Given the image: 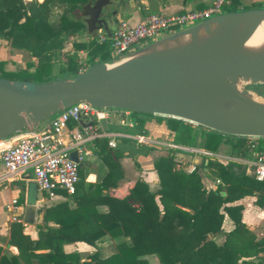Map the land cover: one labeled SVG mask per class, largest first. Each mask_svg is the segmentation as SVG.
Returning <instances> with one entry per match:
<instances>
[{"label":"trees","instance_id":"trees-1","mask_svg":"<svg viewBox=\"0 0 264 264\" xmlns=\"http://www.w3.org/2000/svg\"><path fill=\"white\" fill-rule=\"evenodd\" d=\"M109 2L0 0V43L28 57L15 71H4L5 61L1 60L0 77L46 82L64 75L73 76L82 65L85 69L93 63L106 61L108 41H98L95 35L86 36L82 42H73L75 50L84 51L83 59L69 55L64 48L68 37L81 33L87 25L84 18H72L70 14L76 10L83 15L88 10L94 14L91 17L96 19L92 25L95 26L99 17L111 14L104 10ZM57 5L62 10L50 21L49 15ZM252 8L264 7L259 2L243 6L240 0H225L221 13ZM54 61L58 62L57 77L52 78ZM258 94L264 95V92ZM129 116L134 129L144 133V119L152 115L130 112ZM90 123L95 124L94 121ZM165 124L170 140L177 145L214 152L220 144H225L230 156L243 159L264 153V138L203 130L199 125L171 117L165 118ZM106 143V138L92 140L94 154L105 168L97 182H84L83 164L78 166L73 194L75 207L59 201L38 209L42 221L36 224L35 238L22 231L23 224L18 218L9 223L6 242L16 253L0 247V264H148L143 258L146 254H154L159 264H260L262 257L258 253L264 251V238L254 240L240 221V207L229 203L262 190L264 181L246 175L239 163H221L204 156H200L196 171L185 172L176 166L175 157L180 152L167 149L152 164L158 179L157 189L150 190L144 181L136 179L124 196L117 197L111 191L123 177L117 162L121 151L107 148ZM204 173L218 180L214 189L203 186ZM43 198L48 200L46 194ZM21 200L19 196L18 202ZM98 206H105V211H98ZM223 214L233 222V229L227 232L220 228ZM215 234L223 236L220 244L213 241ZM116 237L127 239L129 243L99 246L102 239ZM75 242L94 250L81 257L76 250L63 249L64 244Z\"/></svg>","mask_w":264,"mask_h":264},{"label":"water","instance_id":"water-1","mask_svg":"<svg viewBox=\"0 0 264 264\" xmlns=\"http://www.w3.org/2000/svg\"><path fill=\"white\" fill-rule=\"evenodd\" d=\"M255 26L262 27L263 36L248 44ZM253 85H264V8L222 12L68 78L34 82L0 77V141L33 130L80 102L180 119L231 136L264 138V99L248 89ZM100 125L106 129L103 119ZM69 158L76 161L75 152ZM200 162V157L194 159ZM36 199L35 185L29 182L24 207L14 217L40 223Z\"/></svg>","mask_w":264,"mask_h":264},{"label":"built area","instance_id":"built-area-1","mask_svg":"<svg viewBox=\"0 0 264 264\" xmlns=\"http://www.w3.org/2000/svg\"><path fill=\"white\" fill-rule=\"evenodd\" d=\"M224 2L225 0H209L208 4L201 9L180 13H150L135 23H129L125 19L117 20L107 35L98 37V41H108V59L105 62L112 63L168 31L221 13ZM66 46H68V41ZM82 70H84L83 65L78 72ZM111 113L118 114L117 122L120 126L127 129L133 128L129 111L101 109L80 102L59 110L49 119L47 126L41 130L28 129L1 140L0 163L2 172L0 173V180L12 177L25 169H30L37 193L46 194L48 197L56 191L73 195L75 184L78 181V166L88 154L84 148V143L94 137L103 138V133H98L91 124L82 127L80 130H68L67 125L70 122L78 124L83 117L89 121H94L100 127V120L107 119ZM109 136L106 145L110 148L116 146L115 137H118L129 139L137 145L161 147L166 150L175 149L189 155L209 158L217 156L212 151L181 146L172 141H160L141 132H123ZM71 152H75L76 161L69 158ZM251 164L254 179L264 181V153L255 155ZM182 169L185 172H192L196 171L197 166L190 159L184 163ZM213 183L217 184L218 180L215 179Z\"/></svg>","mask_w":264,"mask_h":264},{"label":"crops","instance_id":"crops-1","mask_svg":"<svg viewBox=\"0 0 264 264\" xmlns=\"http://www.w3.org/2000/svg\"><path fill=\"white\" fill-rule=\"evenodd\" d=\"M40 1V0H38ZM120 1V0H119ZM137 1V0H135ZM209 0H141L140 4L137 5L136 8H126L124 6L125 0H121L119 5H121V9L119 13L116 15H112V13L108 16H101L98 18L97 23L93 26L90 31V35L95 33H99L97 35H107L115 25L116 21L119 19H125L129 23H135L141 17L150 14V13H163V14H171V13H180L189 10L201 9L208 4ZM241 2V0H240ZM255 2V1H251ZM125 3V4H122ZM115 9V8H113ZM112 9H109L107 12H111ZM78 34L68 37V45L72 46V38H76ZM89 35V36H90ZM88 36V35H87ZM71 42V43H70ZM67 47V46H66ZM10 51H13L7 47H4L2 43H0V61H5L6 58H12L10 55ZM16 51V50H15ZM78 52L83 53V50H79ZM4 71H15L11 69V65L9 63L3 64ZM80 121L85 123H90L88 119L81 117ZM106 124V129H103L95 123L91 124L98 133H103V138L108 140L110 138L109 135H113L115 133H135L137 132L134 127L132 129H127L118 124V114L111 113L107 119L104 120ZM49 120L40 123L33 130L38 131L47 126ZM68 130H80L82 126L78 124L67 125ZM143 128L145 129L144 135L157 139L159 137L158 134H154V127L151 123H144ZM165 136V134H164ZM95 138V137H94ZM90 139L84 143L85 150L88 151V154L85 156L84 160L80 163L82 166V175L84 182L86 183H94L97 182L102 174L105 171L104 166L99 161L97 156L94 154V146L92 144V140ZM101 138V137H97ZM157 139L160 141H171L169 136L166 135L164 138ZM116 146L114 148H110L107 145V148L111 150H119L121 151L120 157L117 159L118 164L120 165L122 171V178L118 181L117 186L114 190L111 191V194L117 197L124 196L127 193V190L133 184L134 180L140 179L144 181L150 190H155L158 187V179L156 173L153 169V162L161 155L166 153V149L161 147H149L144 145H137L133 141L125 138L115 137ZM199 148V147H195ZM228 147L225 144H220L216 151L213 153L217 155L213 159L221 163H226L227 161H233L239 163L243 166L244 173L248 176H252L253 166L252 161L254 157H250L248 159L243 158H235L228 154ZM180 152V151H179ZM192 157V158H191ZM196 157H200L198 155H189L188 153L180 152L176 155L175 160L177 162L176 166L182 169L184 163L193 160ZM229 158V159H228ZM205 168L203 172H205ZM2 172V165L0 163V173ZM215 178L207 175L206 173L202 174V184L206 189H214L215 184L213 183ZM29 182H33L32 174L30 169H25L22 172H18L14 174L12 177L1 179L0 180V247L6 249L11 253H16V249L13 246H10L6 241L8 238V225L10 222L17 219L14 217L15 213L21 212L24 207V199H25V190L26 186ZM36 192V202L38 199ZM19 196H22L21 202H18ZM44 199V198H42ZM46 203H56L59 201H66L69 207H75V196L67 195L64 192H56L53 195L48 197V200L45 199ZM230 206L237 205L240 207V221L244 225V227L252 234L254 240H260L264 238V188L260 191H253L252 194L244 195L232 202L229 203ZM98 211H105V206H98ZM19 221H22L18 218ZM23 223V232L28 234L31 238L36 237L32 235V223ZM221 231L227 232L233 229V222L229 219L226 214H223L222 222H221ZM220 237L219 242H215L214 239L216 236ZM213 241L216 244H220L223 240V236L221 234H215L213 236ZM118 243L128 244V240L122 237H116L114 239H102L99 243V246H107L109 244L116 245ZM80 246L84 247L87 250H93L91 246H88L81 242L64 244L63 249L66 250L70 247ZM259 257H262V261L260 264H264V251L258 253ZM146 259L148 264H159L156 256L154 254H146L143 256Z\"/></svg>","mask_w":264,"mask_h":264},{"label":"rangeland","instance_id":"rangeland-1","mask_svg":"<svg viewBox=\"0 0 264 264\" xmlns=\"http://www.w3.org/2000/svg\"><path fill=\"white\" fill-rule=\"evenodd\" d=\"M140 1L141 0H137V1H133L130 5H128L127 3H122V4H125L124 6H128L129 8H136L138 4H140ZM251 1H255V2H259L261 7H264V0H241V4L243 6L245 5H248L251 3ZM121 5H119L118 3V0H110L109 4H106L105 5V12L108 11L109 9H112L114 10L113 8H115V10L117 11V13H119V10L121 9ZM62 10V7L60 5H57L50 13L49 15V20L50 21H53L57 18V16L59 15V13L61 12ZM89 11H84L83 15H80V12L74 10L70 16L72 18H76V17H82L85 19L86 21V27L85 29L81 32V33H78L77 37L76 38H72L71 42H72V46H67L64 48V50L69 54V55H77V58L78 59H83V56L84 54L80 52H78L79 50H75L74 48V45H73V42H82L85 37L87 35H90V31L92 30L93 28V24L95 23V20H92V17H94L93 15L94 14H91V13H88ZM91 12V11H90ZM93 12V11H92ZM89 14V15H88ZM97 15H100V13H98ZM92 16V17H91ZM91 18V19H90ZM99 33H94L93 36H97ZM92 35V33H91ZM99 37V36H98ZM70 42V43H71ZM10 55L12 56V58H6L5 59V62L6 63H9L11 65V69L14 70L15 68H19L21 66H23L25 64V62L28 60V57L25 53L23 52H20V51H10ZM58 62L57 61H54L53 62V66H52V72H51V77L52 78H55L57 77V74H56V67H57V64ZM65 78H68V77H71L70 75H64ZM62 77V78H64ZM248 89H250V91H252L258 98H261V99H264V95H259L258 92H264V86L263 85H253V86H248ZM165 116H159V115H152L150 117H146L144 119V123H151L154 127V134H158L159 136H156V137H159L157 139H161L160 137L164 138L166 135H168L169 133V130L167 129L166 127V124H165ZM46 121V120H45ZM191 125H194L196 126L195 124L191 123ZM203 130H205L206 128H203ZM165 134V136H164ZM199 140V139H197ZM198 146V145H196ZM205 186V185H204ZM38 195V199H40L38 202H36V205H38L40 208H42L44 205H45V199H42L43 198V195L40 194V193H37ZM47 204V203H46ZM22 222V221H21ZM23 224V223H22ZM31 227H32V232L31 233L32 235H35L36 233V224L32 223L31 224ZM23 231V229H22ZM28 235V234H27ZM220 240V237L217 235L214 239L215 242H219ZM104 247V246H103ZM66 250H76L79 252L80 256L81 257H84L87 253H91L93 250H87L86 248H84L83 246L82 247H78V246H74V247H70ZM107 250H105L104 248V251L103 253L105 254Z\"/></svg>","mask_w":264,"mask_h":264},{"label":"bare ground","instance_id":"bare-ground-1","mask_svg":"<svg viewBox=\"0 0 264 264\" xmlns=\"http://www.w3.org/2000/svg\"><path fill=\"white\" fill-rule=\"evenodd\" d=\"M263 36V29L261 26H255L250 34L247 43L248 44H255L259 41Z\"/></svg>","mask_w":264,"mask_h":264}]
</instances>
